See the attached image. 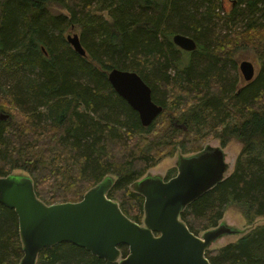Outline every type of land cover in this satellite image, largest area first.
Returning a JSON list of instances; mask_svg holds the SVG:
<instances>
[{
	"label": "trees",
	"instance_id": "16d2710c",
	"mask_svg": "<svg viewBox=\"0 0 264 264\" xmlns=\"http://www.w3.org/2000/svg\"><path fill=\"white\" fill-rule=\"evenodd\" d=\"M235 1L243 10L227 13L228 31L219 35L217 21L226 17L216 0H0V176L26 171L47 204L81 200L111 177L108 196L142 224L145 197L131 184L159 159L146 133L163 115L174 132L177 121L187 131L220 124L223 144L231 137L243 144L232 174L181 213L190 230L216 228L233 205L249 225L264 216V61L247 84L228 76L237 70L238 49L259 47L264 60V25L256 16L264 0ZM70 27L79 29L85 56L69 43ZM176 33L198 43L187 61ZM113 68L136 71L151 86L164 109L149 126L110 83ZM190 142L173 140L184 152ZM23 247L18 214L0 201V264H20ZM120 248L126 257L129 246ZM206 255L211 264H264V225ZM37 264L119 263L64 241L44 248Z\"/></svg>",
	"mask_w": 264,
	"mask_h": 264
},
{
	"label": "water",
	"instance_id": "95a60500",
	"mask_svg": "<svg viewBox=\"0 0 264 264\" xmlns=\"http://www.w3.org/2000/svg\"><path fill=\"white\" fill-rule=\"evenodd\" d=\"M67 38L79 54H87L78 33ZM173 41L189 52L198 46L194 37L183 33H176ZM240 68L247 81L254 79L253 62L244 60ZM108 79L139 113L144 126L153 123L163 111L164 107L153 99L151 86L138 72L113 68ZM224 156L217 147L183 158L178 174L167 181L148 177L141 180L138 187L145 197L143 224L129 218L119 203L108 196L111 178L88 190L81 201L49 205L37 195L30 176H0V201L14 208L19 217L24 244L20 264H37L44 248L64 241L119 264H211L207 250L221 234L233 230L220 225L201 237L190 230L181 213L225 178L229 164ZM121 244L129 246L126 257Z\"/></svg>",
	"mask_w": 264,
	"mask_h": 264
},
{
	"label": "rangeland",
	"instance_id": "374dc122",
	"mask_svg": "<svg viewBox=\"0 0 264 264\" xmlns=\"http://www.w3.org/2000/svg\"><path fill=\"white\" fill-rule=\"evenodd\" d=\"M233 1L234 0H216V3H218V2L223 3V9H221L222 10L221 13L226 17L224 20L217 21L218 24H217L216 34L223 35L224 33H226L228 31L227 27L224 25L225 21L227 22L229 19L227 13H231L232 9L234 11L235 6H237L238 11L243 10V5H241V4L238 5V2H236V1L233 5ZM59 8H60V11H63L65 13L67 12V10L65 8H63V7H59ZM54 9H56V7L53 8V11L55 13L58 12L57 9L56 10H54ZM256 16H258L257 21L260 24L264 25V11L259 12L258 15H256ZM239 18L241 19V17H239ZM241 22H237L236 24L242 26L243 24ZM231 24L233 25V23H231ZM73 33L79 34V29L76 27H74V28L70 27L68 29L66 35L67 34L68 35L73 34ZM177 47L180 49V54H179L180 57L184 58V60L187 61L186 52H189V51H185L182 48H180L179 46H177ZM258 49H259V47L255 48L254 46H251V47H245V48L238 49L235 53H233V57L236 61V65H237V70H236V68L231 69L232 71L229 72L228 76L231 77L233 80H236V81L239 80L240 86L247 84V82H249L245 79V77L241 71L240 64L242 61L250 60L251 62H253V64L256 67V75L254 78H256L259 74V71H260L261 66H262V62L264 60H261L262 54L258 53ZM237 87H239V86H237ZM1 91H3V90H1V88H0V92ZM167 108H170V107H167ZM179 110L180 109H177V111H176L177 114H179V112H180ZM169 112L170 111L168 110L167 113H169ZM1 115H0V118L2 117ZM164 117L165 116H163V115L160 116L158 118L160 122L156 123L155 127L153 128V130L151 132L146 133V135H148V136L151 135L147 138V140L152 139V140H154L153 143H157V146L159 148H153V150H151V151H152L153 155H159V159L156 162V165L150 167L148 169V171L146 172V174L143 177H141L137 183L131 184V188H133L135 191L137 190L140 192V189L138 187V183L147 177L151 178V179L156 178V180L167 181L166 176H168V174L171 171H173L174 169H176V171L174 172L172 177H175L178 174L179 164L183 158H189L191 156L200 154L204 151H208V150L210 151V148H216V147H222L223 148V150L225 152V156H226V161L229 164V168L225 172V174H226L225 178L228 177L230 174H232V172L235 169L236 162L242 154L243 144L238 140V138L231 137L230 141H228V143L223 145L222 137L220 136V133L223 132L222 131L223 125L217 124V125L212 126V124H210L209 126H202V127H200V129L196 128V129L187 131L188 128L184 125V123H182V122L178 123V121H177L176 122V128L178 129V131L174 132V131L168 129V127L164 126V123H165ZM6 119H8V117ZM140 120H141V118H140ZM138 135H136V139H137ZM171 135H173L172 139L174 140V142H178L180 139L190 140L191 141L190 145H189L190 151L184 152L182 150L181 146H177L175 148L173 140L171 141V143H168L167 141H163L162 143L160 142L162 140V136H164V138H166V139H169L167 137H169ZM153 143H151V144H153ZM197 147H199L200 149L196 150ZM140 150H142V149L139 147L137 152ZM12 173L18 174V175H26V176L29 175L26 171H24L22 169H15ZM110 176H112L114 178V180L117 178L115 175H110ZM108 178H111V177H108ZM105 179H107V178H105ZM101 182H99V183H101ZM98 184L89 187V190L91 188L97 186ZM113 185H114V181L112 179V185H111L110 189L113 187ZM110 189H109V191H110ZM109 191H108V193H109ZM81 200H78V201H81ZM78 201H75V202H78ZM63 202L64 201H61V202L57 201L56 203H63ZM66 202H74V201H66ZM49 205H51V204H49ZM143 223H144V221H143ZM220 225H225V226L231 228L233 231L230 233L221 234L216 240L213 241L210 248H218V247L226 245L230 242L237 241L241 236L251 232L253 229L258 227L259 225H264V216L257 217L255 219L254 223L249 225L243 210L241 208L233 205V206H229L227 208V211L225 212L224 218L220 221ZM217 228H218V226H217ZM213 229H215V228H211V229H208L206 231H203L200 234H198V236L203 237L205 232H207L209 230H213ZM156 234L158 235L159 233L156 232Z\"/></svg>",
	"mask_w": 264,
	"mask_h": 264
},
{
	"label": "flooded vegetation",
	"instance_id": "af4514ba",
	"mask_svg": "<svg viewBox=\"0 0 264 264\" xmlns=\"http://www.w3.org/2000/svg\"><path fill=\"white\" fill-rule=\"evenodd\" d=\"M251 81H252V80H251ZM249 82H250V81H249ZM158 104H159V103H158ZM134 110H135V109H134ZM162 112H163V111H162ZM162 112H161V113H162ZM161 113H160V114H161ZM160 114H159V115H160ZM159 115H158V116H159ZM154 121H155V120H154ZM154 121H153V122H154ZM223 145H224V144H223ZM216 148H217V147H216ZM219 148L224 152V150H223L222 147H219ZM213 149H215V148H210V150H213ZM224 154H225V152H224ZM224 160L226 161V156H224ZM226 162H227V161H226ZM227 163H228V162H227ZM228 168H229V166H228ZM225 175H226V174H225Z\"/></svg>",
	"mask_w": 264,
	"mask_h": 264
}]
</instances>
